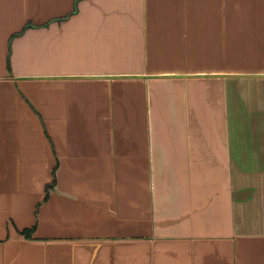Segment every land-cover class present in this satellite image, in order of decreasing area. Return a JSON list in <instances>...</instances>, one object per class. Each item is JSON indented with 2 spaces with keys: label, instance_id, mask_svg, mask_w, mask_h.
I'll use <instances>...</instances> for the list:
<instances>
[{
  "label": "crops",
  "instance_id": "1",
  "mask_svg": "<svg viewBox=\"0 0 264 264\" xmlns=\"http://www.w3.org/2000/svg\"><path fill=\"white\" fill-rule=\"evenodd\" d=\"M0 264H264V0H0Z\"/></svg>",
  "mask_w": 264,
  "mask_h": 264
}]
</instances>
